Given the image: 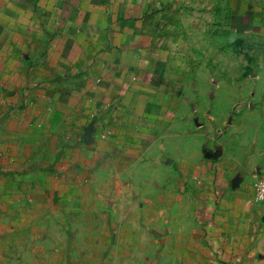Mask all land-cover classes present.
Returning a JSON list of instances; mask_svg holds the SVG:
<instances>
[{"label": "rangeland", "instance_id": "1", "mask_svg": "<svg viewBox=\"0 0 264 264\" xmlns=\"http://www.w3.org/2000/svg\"><path fill=\"white\" fill-rule=\"evenodd\" d=\"M167 4L179 61L164 120L128 144L131 169L99 174L98 187L69 189L78 168L71 183L52 174L65 187L49 205L20 191L25 218L0 238V264H211L227 244L240 264H264V0Z\"/></svg>", "mask_w": 264, "mask_h": 264}, {"label": "crops", "instance_id": "2", "mask_svg": "<svg viewBox=\"0 0 264 264\" xmlns=\"http://www.w3.org/2000/svg\"><path fill=\"white\" fill-rule=\"evenodd\" d=\"M168 2L0 0V238L25 218L20 191L37 190L28 204L49 205L65 187L53 173L71 183L80 168L68 187L90 189L99 174L131 169L120 159L145 140V126L164 120L169 67L179 61L162 31L176 12ZM233 249L216 246L211 264H240Z\"/></svg>", "mask_w": 264, "mask_h": 264}, {"label": "built area", "instance_id": "3", "mask_svg": "<svg viewBox=\"0 0 264 264\" xmlns=\"http://www.w3.org/2000/svg\"><path fill=\"white\" fill-rule=\"evenodd\" d=\"M259 196L264 197V186H260L259 188Z\"/></svg>", "mask_w": 264, "mask_h": 264}]
</instances>
